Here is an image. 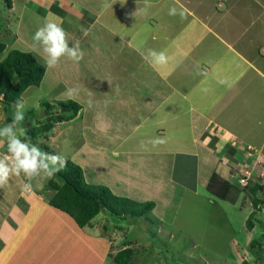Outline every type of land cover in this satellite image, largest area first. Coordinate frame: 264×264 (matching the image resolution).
I'll list each match as a JSON object with an SVG mask.
<instances>
[{
	"label": "crops",
	"instance_id": "0c3cea01",
	"mask_svg": "<svg viewBox=\"0 0 264 264\" xmlns=\"http://www.w3.org/2000/svg\"><path fill=\"white\" fill-rule=\"evenodd\" d=\"M21 1L15 27L10 15L7 28H0V37H14L2 41L7 45L5 52L34 45L32 37L45 22L59 23L70 46L79 43L83 59L75 63L63 57L65 67H53L51 71L58 77L56 82L67 84L66 89H81L78 96L65 97L82 104L78 114H87L85 131L94 125L97 134L115 138V143L104 138L97 141L100 154L107 158L104 160L128 164L133 177L144 179L128 180L129 176L122 173L116 183H110L116 195L155 202L148 217L132 225H141L148 218H155L157 223L174 222L180 205L177 197L180 200L187 192L199 195L202 188L214 193L208 186L214 174L231 185L228 198L221 197L225 201H234L237 191L246 189L239 183L244 171L249 172L250 185L252 181L261 183L264 0ZM13 2L16 0L9 4L11 14L17 8ZM173 6L183 16H170ZM82 28L89 30L87 36ZM148 49L165 52L169 62L164 66L149 64L142 57ZM41 56L45 62L43 52ZM49 71L46 67L45 75ZM87 77L92 78L90 82ZM221 79L228 83L220 84ZM177 111L186 116L187 122L176 118ZM153 117L158 121L152 122ZM166 125L174 128L187 146L177 149L166 144V139L153 146L148 137L154 131L168 133ZM185 130L191 135L184 136ZM258 131L263 137L260 141L254 139ZM116 166L118 171L122 168ZM85 178L89 183L100 184L101 180L106 184V178ZM12 188H0V197L27 201L21 205L16 200L0 201V264H117L114 250L131 247L134 242L131 239L127 245L128 239L114 237L112 222H118L110 215L105 217L110 220V229L105 221L96 224L99 215L105 213L81 227L38 190H28L26 194L32 197L28 199L21 198L20 186ZM241 192L237 195L239 203L246 198Z\"/></svg>",
	"mask_w": 264,
	"mask_h": 264
},
{
	"label": "rangeland",
	"instance_id": "374dc122",
	"mask_svg": "<svg viewBox=\"0 0 264 264\" xmlns=\"http://www.w3.org/2000/svg\"><path fill=\"white\" fill-rule=\"evenodd\" d=\"M247 1L248 0H246V2ZM9 3L10 0H0V28L2 31L3 27L7 28V19H10V15L13 18L12 22L15 27L17 23L16 17L19 15L18 9L22 6L21 0H16V3L13 2V4H17V8L15 7L14 13L11 14ZM2 36L6 38L0 37V41H6L7 39L12 41L14 39L11 35L3 34ZM209 40L208 38V41ZM14 48L28 49L36 55H39L38 57L40 60L42 59V51L37 49V45L25 44ZM65 63L66 59L64 60L62 57L55 67L61 69L65 67ZM60 64L61 67L58 66ZM47 68L50 69V71L52 70V68ZM50 71L43 77V81L40 85L33 84L24 92L23 104L25 120L18 126V134H20L21 131L26 133V129L41 125L46 121H52V115L60 113L61 106L58 101L66 100L67 96L65 97L64 93L67 84L60 81L59 83L56 82L58 77L55 73ZM87 78H89V82L92 79L90 77ZM69 81L72 84H77L76 81L74 82V79H70ZM85 86H87V84ZM61 95L64 97H61ZM83 100L86 101L88 99L83 98ZM46 102L53 103L54 107H49ZM13 106L14 104L11 106V110H8L4 102L0 100V127L10 122L14 111ZM167 106V104L164 105L165 109L169 108ZM92 111L93 109L91 112ZM180 114L181 113L177 111L175 115L176 118L180 120L183 119V122H187L185 119L186 116ZM119 115L121 114L119 113ZM86 116L87 114L82 113L81 115L77 114V116L70 121H57L50 130L38 133L36 136L37 142L34 143L33 140H29V143L37 144L45 151L59 153L66 161L71 159L80 164L88 180L106 178V181L103 182L106 183L105 185L110 186V188V183H116V179L118 180L122 173L129 176L128 180L131 178L133 180L135 179V181H143L144 179L138 175L137 177L136 175L133 177V173L129 171L131 167H129L128 164H122L117 159H115V162L110 159L109 161L104 160L105 157L103 158L100 154L99 150L101 147L97 144V141L104 138L105 142H107L111 138L108 139L106 135L97 134L94 125L92 129L85 131L86 124H88ZM187 118H191L190 114H188ZM90 119H92V117H90ZM156 120L157 119L153 117L151 121L153 122ZM166 128L168 133L164 135L154 131L153 136L148 137V140L152 138V141L160 137L166 139V144L170 143V145L177 149L187 146L184 145L182 137L179 136L174 128H170L167 125ZM141 132L143 133V131ZM88 135L92 139L88 138ZM183 135L189 136L191 134L190 131L185 130ZM21 138L23 139L24 137ZM187 138L190 139L189 137ZM254 139L258 141L263 139L259 131L254 135ZM87 140L89 141L88 143H86ZM110 142L115 143V138L110 140ZM132 148H136V146H132ZM0 154H6V147L0 146ZM262 160L263 165L260 168V171H262L261 183H264V155ZM179 163H181L180 160ZM116 165L122 168L118 171ZM189 172L190 169L188 168L187 173L189 174ZM50 179L38 177L31 181V189L33 188L34 191L38 190L41 194L40 196L45 200H49L54 193L52 189L49 190ZM23 182H25L23 176H13L5 186L13 190V185L19 187ZM99 182L102 184L101 180H99ZM139 186L142 187V183L139 184ZM235 186L238 187L239 185ZM27 192L28 191H23L21 198H32L26 194ZM240 192L242 196L246 197V200L244 199L239 203L237 195H239ZM258 194L264 198V193ZM9 195L11 196V194ZM8 197L9 196H6V198ZM250 197L251 194L249 191L241 188L237 191L234 201L231 199L225 201L217 194H211L207 189L202 188L201 194L199 195L187 192L183 193L180 200H178L177 197V202H180V205L175 211L176 218L174 222H166V224L158 222V225L155 218H148V221L143 219L141 225L138 223L132 225L129 223L128 219L125 222H121V219L114 216V222H116L117 219L118 223L112 222V224L115 225L112 227L109 222L110 220L105 218L108 214H100L96 224L100 226L103 221H105L113 228L111 232L114 231V237L116 235L120 240L128 239L131 241L132 239L134 242L131 247L134 250L136 264H264V202L261 207L257 209L255 228L249 230L246 221L255 207ZM6 198L0 197V201L9 203L10 201L16 200L19 202V205L23 203L22 201H27L17 198L12 200L14 196L12 198ZM21 207L27 209L26 206ZM152 221L153 223L149 225L148 222ZM111 227H109V229ZM99 230V228L95 229L96 232ZM254 239L258 240V245H252ZM120 240L119 242L121 243ZM102 245H106L104 240H102ZM118 251L120 250H114V255ZM260 256H262V258ZM95 258L98 257L95 256ZM109 264L113 263L109 262Z\"/></svg>",
	"mask_w": 264,
	"mask_h": 264
},
{
	"label": "trees",
	"instance_id": "16d2710c",
	"mask_svg": "<svg viewBox=\"0 0 264 264\" xmlns=\"http://www.w3.org/2000/svg\"><path fill=\"white\" fill-rule=\"evenodd\" d=\"M11 3L12 0L9 4ZM6 48L7 45L0 41V97H3L1 101L4 102L6 108L11 110V106L17 100L24 101L23 94L28 87L41 84L46 73V64L39 59V55L31 51L11 49L5 52ZM58 103L61 111L59 114L52 115V121L49 120L26 129L27 137L34 143L37 142L36 136L39 132L50 130L57 121L72 120L82 109V104L74 99L60 100ZM46 104L54 107L53 103L46 102ZM208 186L218 196L228 198L231 188L228 181L220 180L214 174ZM243 187L250 191L255 206L246 221L248 229L253 230L256 225L257 209L264 202V198L258 194L259 192L264 193V183L252 181L251 185ZM50 189L54 193L49 198V203L70 214L81 227L91 224L93 218L100 213L108 214L113 218L116 216L121 221L128 219L129 223L133 224L142 217H148L155 207V202L152 200L137 201L116 195L107 185L89 183L86 181L82 166L71 159H68L66 166L50 179ZM116 222H118L117 219ZM126 244L130 245L131 241H127ZM258 244L257 239L252 241V245ZM114 259L117 264H136L134 250L130 246L118 251Z\"/></svg>",
	"mask_w": 264,
	"mask_h": 264
},
{
	"label": "clouds",
	"instance_id": "9594fccd",
	"mask_svg": "<svg viewBox=\"0 0 264 264\" xmlns=\"http://www.w3.org/2000/svg\"><path fill=\"white\" fill-rule=\"evenodd\" d=\"M168 14L183 16V13L174 6L169 8ZM82 32L84 36H87L89 30L82 28ZM32 39L34 46H40L45 64L49 68L55 67L62 57H67L75 63H79L83 59L79 43L73 42L70 46L68 35L59 23L45 22L35 31ZM142 57L154 66H164L169 62V57L165 52H158L154 49H148L142 53ZM199 74L204 75L205 73ZM219 83L227 84L228 81L221 79ZM80 91L79 87H70L65 90L64 95L74 98L80 94ZM203 91L206 92L207 89L205 88ZM88 95L90 97L88 106L91 107L93 105L91 93ZM2 99L3 97H0V100ZM13 107L14 111L10 122L0 127V146L6 147V154L0 155V187L8 184L13 176H23L25 182L20 185L21 191H28L32 187L31 181L38 177L52 178L66 166L67 161L59 153L48 152L42 150L37 144L29 143L30 138L23 131L18 134V126L25 120L24 104L17 100ZM165 142V139L160 137L150 141L153 146Z\"/></svg>",
	"mask_w": 264,
	"mask_h": 264
},
{
	"label": "built area",
	"instance_id": "2783aa9c",
	"mask_svg": "<svg viewBox=\"0 0 264 264\" xmlns=\"http://www.w3.org/2000/svg\"><path fill=\"white\" fill-rule=\"evenodd\" d=\"M243 173H244V176L240 178V183L242 184V186H246L249 184V172L244 171Z\"/></svg>",
	"mask_w": 264,
	"mask_h": 264
}]
</instances>
